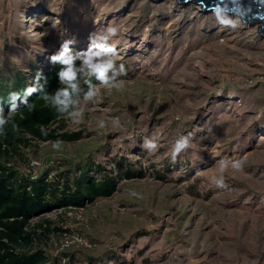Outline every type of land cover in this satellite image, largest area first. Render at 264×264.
Segmentation results:
<instances>
[{"label": "rangeland", "instance_id": "obj_1", "mask_svg": "<svg viewBox=\"0 0 264 264\" xmlns=\"http://www.w3.org/2000/svg\"><path fill=\"white\" fill-rule=\"evenodd\" d=\"M180 3L0 0V56L11 60L37 43L56 53L65 37L87 49L90 32L109 24L120 29L110 43L119 52L117 66L127 70L122 88L102 89L95 105L82 101V122L66 117L61 129L82 137L60 141L59 150L53 141H34L10 158L22 174L33 160L52 158L58 174L71 180L83 160L95 178L142 171L120 178L112 195L88 203L80 217L54 209L30 220L35 239L52 253L71 232L88 239L81 248L92 258L75 256L70 264H264V67L246 58L260 44L245 45L238 36L236 49L222 51L221 14ZM52 19L61 21L58 29ZM186 135L191 147L173 164L170 150ZM145 137L158 138L156 153L140 147ZM237 159L245 160L243 170L234 172L229 163L227 187L217 188L212 181L221 163Z\"/></svg>", "mask_w": 264, "mask_h": 264}, {"label": "trees", "instance_id": "obj_2", "mask_svg": "<svg viewBox=\"0 0 264 264\" xmlns=\"http://www.w3.org/2000/svg\"><path fill=\"white\" fill-rule=\"evenodd\" d=\"M81 42L73 44L77 50H81ZM47 46L46 43H37L30 50L32 53L27 52L28 55L15 60L0 56V107L5 116L9 115V93L22 91L32 84L37 70H42L47 77L46 90L49 93L61 86L57 75L60 65L50 62L52 52H47ZM93 83L97 82L93 79ZM81 87L87 90L86 85L81 84ZM66 117L47 105L37 93L29 97V105L21 103L11 114L6 134L0 136V264H61L63 257L70 258V264L75 256H85V261L91 259L92 256L84 254L83 247L76 245L52 253L47 243L41 244V240L35 239L36 231L30 230V220L56 208L83 207L100 197L112 195L120 178L142 175L141 170L126 168L120 172H103L95 178L86 160L78 168L80 174L72 180L60 176L62 181L47 182L43 174L31 181L21 174L11 164L10 158L13 154L21 153V149L29 148L34 141H75L82 137L80 132H61L66 126ZM13 122L18 125V131L12 129ZM41 127L48 131L46 136L41 133ZM98 167L106 171L101 163ZM46 222L50 225L49 221ZM40 226L44 235L51 230L47 224Z\"/></svg>", "mask_w": 264, "mask_h": 264}, {"label": "clouds", "instance_id": "obj_3", "mask_svg": "<svg viewBox=\"0 0 264 264\" xmlns=\"http://www.w3.org/2000/svg\"><path fill=\"white\" fill-rule=\"evenodd\" d=\"M94 23L96 22L94 21ZM60 24L61 21L59 19L51 20V27L53 29H58ZM47 34L48 31L46 32V35ZM119 34V27L112 24L101 29H96L89 33V46L87 49L82 50L73 49L72 45L76 43L75 38L65 39L59 50L49 57L52 64L60 65L57 75L61 86L54 92L49 93L46 90L47 77L42 70H37L33 77L32 84L22 91L10 92L7 101L9 105V115L5 116L3 108L0 107V136L6 134V126L11 122V114L18 109L21 103L29 105V97L37 93H39L43 101L54 108L57 113L66 115L73 124L78 125L82 122L84 115L82 101L84 105L89 103L95 105L100 102L102 89L109 94L113 90L119 91L122 88V81L120 78L127 75V70L123 63L117 66L119 52L114 43H110V41H113ZM93 79L97 82L96 84L93 83ZM42 80L44 81L43 83L41 82ZM81 84L87 86L86 91L81 87ZM99 126L101 128L104 127V122L101 121ZM12 129L18 131V125L14 122L12 123ZM40 130L43 135L46 136L48 134L45 128L41 127ZM60 147V141H56L52 144L53 149L59 150ZM140 147L150 155L154 154L159 147L158 138L145 137ZM190 147V135L181 136L177 139L169 153L171 162L175 164L178 157ZM49 160L50 161L47 162L33 160L28 166L27 173L23 175L28 176L31 181L37 180L43 174L47 182L62 181L64 177L60 175V172L58 174L56 169L57 162L54 163L52 158ZM229 163L234 172H240L243 170L245 160L237 159L222 162L220 165L221 175L218 178H214L212 181L217 188L227 187L223 173L227 170ZM87 204L88 203H86V205ZM86 205L80 208L68 207L56 209L65 210V212H69L70 214L75 213V215L80 217ZM75 234L84 239L83 243L68 240ZM63 240L62 248L71 245L86 248L84 245L88 242V239L79 232H71L68 236H65Z\"/></svg>", "mask_w": 264, "mask_h": 264}, {"label": "bare ground", "instance_id": "obj_4", "mask_svg": "<svg viewBox=\"0 0 264 264\" xmlns=\"http://www.w3.org/2000/svg\"><path fill=\"white\" fill-rule=\"evenodd\" d=\"M157 2L163 1V0H155ZM171 1V0H170ZM192 3V1H188L187 3ZM185 2H181L180 4H184ZM190 3V4H191ZM174 4L178 5L179 1L178 0H174ZM197 4V3H196ZM77 5V4H76ZM175 7V6H174ZM197 7H202L201 4H198ZM177 8V7H176ZM194 8V7H193ZM171 10V9H170ZM201 10V9H200ZM203 10V9H202ZM201 10V11H202ZM182 11V9H181ZM172 12V11H171ZM203 12H212V13H218L221 14L220 17L221 19H224L226 21V24L223 25L224 27V35L223 37H227L225 38L224 42L218 45V47L222 48V51L228 48H237L239 45V41H238V36L242 37L244 40H246L245 45H250V44H260V49L255 52L258 53L255 57L254 55H246L247 59H250V61L252 62V64L259 66V67H264V35H261L259 32V27L262 25V23L258 20H255L254 22H250V21H243L238 15H236V13L233 12H218L215 9H211L209 11L207 10H203ZM179 14V13H178ZM183 16V15H182ZM215 19V18H214ZM219 20V19H218ZM217 21V20H216ZM170 23V22H169ZM259 23V24H258ZM199 24V23H198ZM171 25V24H170ZM222 26V25H221ZM223 30V29H222ZM222 32V31H221ZM218 40V39H217ZM153 42V41H152ZM244 44V43H243ZM217 45V44H216ZM214 46L215 48L217 46ZM251 46V45H250ZM217 47V48H218ZM216 48V49H217ZM244 48V47H243ZM256 48V47H255ZM251 49V48H250ZM258 49V48H257ZM248 51V50H247ZM246 51V52H247ZM226 52V51H225ZM229 53V51H228ZM232 53V52H231ZM236 53V52H235ZM248 53V52H247ZM250 53V52H249ZM237 54V53H236ZM235 54V55H236ZM246 54V53H245ZM254 54V53H252ZM239 57V55H238ZM241 57V56H240ZM239 57V58H240ZM232 58V56H231ZM246 59V60H247ZM236 60V58H235ZM233 59L230 60L231 64L234 65V61ZM240 60V59H239ZM247 62V61H246ZM230 64V65H231ZM240 64V63H239ZM232 65V66H233ZM250 65V64H249ZM52 67V66H51ZM230 68V67H229ZM50 70V69H49ZM262 70V68H261ZM236 96V95H235Z\"/></svg>", "mask_w": 264, "mask_h": 264}, {"label": "water", "instance_id": "obj_5", "mask_svg": "<svg viewBox=\"0 0 264 264\" xmlns=\"http://www.w3.org/2000/svg\"><path fill=\"white\" fill-rule=\"evenodd\" d=\"M179 2L192 1L201 4L203 10L215 9L218 12L236 13L243 21L262 23L260 34H264V0H178Z\"/></svg>", "mask_w": 264, "mask_h": 264}, {"label": "built area", "instance_id": "obj_6", "mask_svg": "<svg viewBox=\"0 0 264 264\" xmlns=\"http://www.w3.org/2000/svg\"><path fill=\"white\" fill-rule=\"evenodd\" d=\"M68 240H73V241H78L80 243H83V238H81L79 235H73L72 237H70Z\"/></svg>", "mask_w": 264, "mask_h": 264}]
</instances>
